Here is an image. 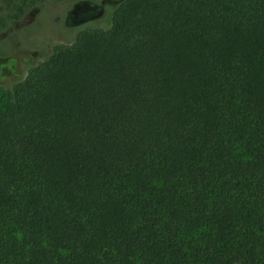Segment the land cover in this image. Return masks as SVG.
<instances>
[{"label":"trees","instance_id":"trees-1","mask_svg":"<svg viewBox=\"0 0 264 264\" xmlns=\"http://www.w3.org/2000/svg\"><path fill=\"white\" fill-rule=\"evenodd\" d=\"M43 59L0 104V264H264V0H123Z\"/></svg>","mask_w":264,"mask_h":264},{"label":"rangeland","instance_id":"rangeland-1","mask_svg":"<svg viewBox=\"0 0 264 264\" xmlns=\"http://www.w3.org/2000/svg\"><path fill=\"white\" fill-rule=\"evenodd\" d=\"M121 1L0 0V104L31 70L23 59L33 58L36 66L45 55L70 47L81 32L107 30L110 14ZM20 7V21L8 23L7 17Z\"/></svg>","mask_w":264,"mask_h":264}]
</instances>
